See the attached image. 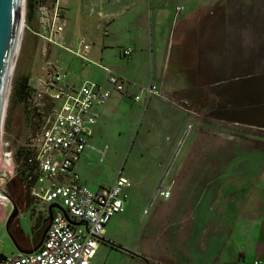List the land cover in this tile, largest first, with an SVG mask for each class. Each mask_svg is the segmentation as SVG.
Returning <instances> with one entry per match:
<instances>
[{
  "label": "rangeland",
  "instance_id": "obj_1",
  "mask_svg": "<svg viewBox=\"0 0 264 264\" xmlns=\"http://www.w3.org/2000/svg\"><path fill=\"white\" fill-rule=\"evenodd\" d=\"M22 2V37L0 121V141L9 140L14 148L33 133L15 89L19 79L35 84L50 59L65 73L62 84L102 80L93 76V70H101L96 64L56 46L46 45L43 55V40L26 26L41 29L38 8L51 7V0H31L29 13ZM208 8L218 11L212 36L224 48L225 80L218 85V98L210 91L202 99H183L191 119L156 95L139 103L123 98L122 110L103 123L99 119L90 140L93 149L81 156L79 173L88 188L108 186L118 174L131 182L124 211L104 226L91 264H264V0H218ZM64 23V36L76 41L81 29L73 15ZM242 100L259 105L240 111ZM195 122L203 128L193 140ZM181 123L183 139L175 144L171 136ZM161 181L171 187V195L153 200ZM14 183L8 189L20 198L24 193ZM8 209L0 204V254L5 255L15 251L4 225ZM19 209L13 223L29 242L39 206Z\"/></svg>",
  "mask_w": 264,
  "mask_h": 264
},
{
  "label": "built area",
  "instance_id": "obj_2",
  "mask_svg": "<svg viewBox=\"0 0 264 264\" xmlns=\"http://www.w3.org/2000/svg\"><path fill=\"white\" fill-rule=\"evenodd\" d=\"M177 10L181 7H177ZM60 0H51V7L40 6L39 31L26 29L43 40L72 53L86 62L96 64L104 72L101 81L84 80L78 87L62 84L65 77L60 67L50 59L41 67L35 84L28 79L30 92L26 110L33 123V135L21 145L12 147L9 140L0 141V204L16 202L8 183L15 181L28 199L24 207L37 205L35 220L51 218L40 245L29 253L0 254V264H91L98 243L103 239L109 219L123 211L124 199L131 182L118 174L108 186L90 189L81 182L76 164L90 144L97 120V109L105 105L113 93L133 102L158 94L153 82L140 86L118 74L111 67L88 57L91 41L84 35L76 40L75 48L64 46L62 35L64 16ZM24 23V11L22 17ZM23 27V26H22ZM123 55L130 48L123 49ZM191 124H187L190 128ZM2 132L0 131V139ZM104 154V150L95 149ZM171 187L155 188L152 199L166 200ZM14 196V197H13Z\"/></svg>",
  "mask_w": 264,
  "mask_h": 264
},
{
  "label": "crops",
  "instance_id": "obj_3",
  "mask_svg": "<svg viewBox=\"0 0 264 264\" xmlns=\"http://www.w3.org/2000/svg\"><path fill=\"white\" fill-rule=\"evenodd\" d=\"M214 1L218 0H175L173 3L171 0H60L64 19L72 14L81 29L80 35L91 41V60H100L138 84L153 82L159 92L156 97L186 112L190 119V110L183 107L181 101L202 99L210 95V91L217 99L218 85L225 80L224 48L218 46V39L212 36L218 29V11L208 8ZM220 15L223 19V14ZM64 34L63 30L62 41L67 40L71 46L76 44L75 39L70 40ZM70 45L64 44L71 48ZM125 48H130L128 55L122 53ZM56 55L58 58V52ZM93 76L103 79L104 72L93 70ZM181 92L183 94L179 95ZM124 105V99L113 93L108 102L97 109L93 135L99 119L103 123ZM200 110L202 112L203 106ZM183 126L181 123L177 133H172L175 144L183 139ZM193 126L194 140L203 123L195 122ZM80 159L76 164L78 172ZM39 240L32 237L21 245L29 250Z\"/></svg>",
  "mask_w": 264,
  "mask_h": 264
},
{
  "label": "water",
  "instance_id": "obj_4",
  "mask_svg": "<svg viewBox=\"0 0 264 264\" xmlns=\"http://www.w3.org/2000/svg\"><path fill=\"white\" fill-rule=\"evenodd\" d=\"M22 1L23 0H0V121L6 94V85L13 65L15 50H17L16 47L20 40V22L22 23L21 19L23 17ZM0 193L7 196L3 190H0ZM11 203L12 209L4 224L8 235H10L8 231V223L19 213V208L16 202L11 200ZM52 205L49 206V218H51L50 208ZM47 228L48 225L45 227L38 244L29 250L19 248L10 235L15 250L21 253H29L35 250L42 242Z\"/></svg>",
  "mask_w": 264,
  "mask_h": 264
},
{
  "label": "flooded vegetation",
  "instance_id": "obj_5",
  "mask_svg": "<svg viewBox=\"0 0 264 264\" xmlns=\"http://www.w3.org/2000/svg\"><path fill=\"white\" fill-rule=\"evenodd\" d=\"M14 182L15 181H12L13 184H15ZM22 195L25 196L24 194H22ZM23 196L20 198L18 196L16 197L15 201L17 204L20 205L23 202L25 204L28 203L27 197L25 196L26 197V199H25ZM18 198L20 199V201ZM33 223H36L37 227H36V229H34V231L30 230L29 233L31 235V238L33 237L35 240H39L41 238V235L44 232L45 227L49 223V218H42L41 220L38 219L37 221H34ZM8 231L10 232V235L15 240L18 247L21 249H24L23 246L21 245V242L26 239L25 232L20 228V226L18 224L13 223V219L8 223Z\"/></svg>",
  "mask_w": 264,
  "mask_h": 264
},
{
  "label": "trees",
  "instance_id": "obj_6",
  "mask_svg": "<svg viewBox=\"0 0 264 264\" xmlns=\"http://www.w3.org/2000/svg\"><path fill=\"white\" fill-rule=\"evenodd\" d=\"M26 6H27V12L29 13L31 10V0H26ZM29 79V78H28ZM28 79H19L18 85L17 87H15L18 98L25 103L26 105V99L29 95L30 92V86L28 84ZM183 92L179 93V95H182ZM245 99V97H244ZM251 99V98H250ZM258 100V99H257ZM245 101L247 100H242L240 103V111H247V110H252V107L258 106L259 101L256 104H253V102H251L250 104H245ZM262 104V103H261Z\"/></svg>",
  "mask_w": 264,
  "mask_h": 264
},
{
  "label": "bare ground",
  "instance_id": "obj_7",
  "mask_svg": "<svg viewBox=\"0 0 264 264\" xmlns=\"http://www.w3.org/2000/svg\"><path fill=\"white\" fill-rule=\"evenodd\" d=\"M22 20V19H21ZM23 25H22V23L20 22V29H21V32L20 33H22V27ZM21 34H20V40H19V43L17 44L18 46L16 47V49L17 50H15V54H14V59H13V65H12V68H11V71H10V75H9V78H8V81H7V85H6V94H5V98H4V102H5V99H6V97H7V94H8V87H9V83H10V79H11V76H12V72H13V69H14V66H15V64H16V53H17V51H18V48H19V45H20V41H21ZM3 106H4V104H3ZM1 116H2V114H1ZM183 143V142H182ZM163 183V182H162ZM1 197V196H0Z\"/></svg>",
  "mask_w": 264,
  "mask_h": 264
}]
</instances>
